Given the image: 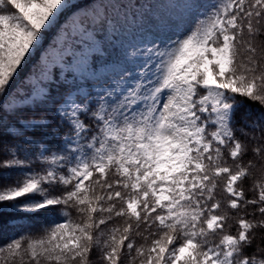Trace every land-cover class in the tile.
Wrapping results in <instances>:
<instances>
[{"label": "snow or ice", "instance_id": "obj_1", "mask_svg": "<svg viewBox=\"0 0 264 264\" xmlns=\"http://www.w3.org/2000/svg\"><path fill=\"white\" fill-rule=\"evenodd\" d=\"M0 264H264V0H0Z\"/></svg>", "mask_w": 264, "mask_h": 264}, {"label": "trees", "instance_id": "obj_2", "mask_svg": "<svg viewBox=\"0 0 264 264\" xmlns=\"http://www.w3.org/2000/svg\"><path fill=\"white\" fill-rule=\"evenodd\" d=\"M0 223H3V217H0Z\"/></svg>", "mask_w": 264, "mask_h": 264}]
</instances>
